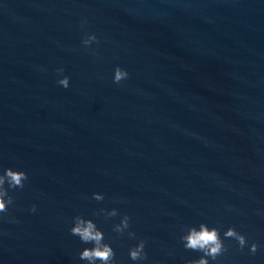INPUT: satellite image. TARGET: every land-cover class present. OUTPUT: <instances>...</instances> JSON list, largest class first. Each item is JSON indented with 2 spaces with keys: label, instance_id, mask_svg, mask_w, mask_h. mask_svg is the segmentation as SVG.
<instances>
[{
  "label": "water",
  "instance_id": "obj_1",
  "mask_svg": "<svg viewBox=\"0 0 264 264\" xmlns=\"http://www.w3.org/2000/svg\"><path fill=\"white\" fill-rule=\"evenodd\" d=\"M116 66L130 74L121 84ZM9 167L29 179L10 190L0 264H87L77 215L104 232L115 264L199 259L180 238L200 223L261 246L225 240L210 264H264V0H0ZM125 214L135 238L113 231ZM141 239L147 260L133 261Z\"/></svg>",
  "mask_w": 264,
  "mask_h": 264
},
{
  "label": "clouds",
  "instance_id": "obj_2",
  "mask_svg": "<svg viewBox=\"0 0 264 264\" xmlns=\"http://www.w3.org/2000/svg\"><path fill=\"white\" fill-rule=\"evenodd\" d=\"M86 23L87 20L85 19L82 21L81 26ZM94 42L99 43V37L94 33L86 35L82 41L83 45L86 47H90ZM58 72L62 74L64 69H58ZM129 75L126 69L116 66L114 69L113 82L121 84L129 78ZM58 84L62 85L64 88H68L70 85V77L63 76L62 79L58 80ZM28 179V174L25 171L13 170L10 167L0 172V221L7 217L9 206L15 204V197L10 194V190L23 189ZM92 198L97 202H102L105 199L104 195L101 193H94ZM36 209L37 206L33 204L31 211L35 212ZM100 214H104L106 218H111L118 216L119 212L117 209L113 208L111 211L100 209L95 213V215ZM9 222L18 223L19 221L15 217H10ZM73 225L74 226L70 229V233L79 237L82 243L93 245L92 247L84 248L80 252V260L86 261L87 264H97V261H99V264H115L116 252L110 243L105 242L104 232L93 219H86L82 215H77L74 217ZM130 227L131 217L125 214L120 223L114 225L113 231L121 236L127 231L129 237L135 238L136 234L129 231ZM180 239L186 250L203 254L199 259L188 261V264H210V259L212 261L218 260L219 257L228 251L225 240H235L241 251L249 247L247 236L237 231L235 227L228 228L223 233L222 237L218 227H209L207 223H200L198 227H188L185 234L182 235ZM145 245L146 241L141 239L136 246L131 248L129 250L130 259L133 261L147 260ZM260 247L258 243L253 242L249 247V251L252 255H255Z\"/></svg>",
  "mask_w": 264,
  "mask_h": 264
}]
</instances>
